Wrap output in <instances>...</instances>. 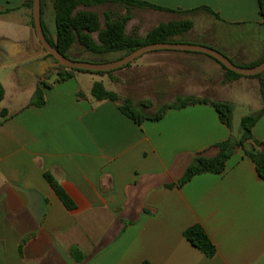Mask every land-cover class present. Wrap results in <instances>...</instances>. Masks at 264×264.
<instances>
[{
  "label": "crops",
  "instance_id": "0c3cea01",
  "mask_svg": "<svg viewBox=\"0 0 264 264\" xmlns=\"http://www.w3.org/2000/svg\"><path fill=\"white\" fill-rule=\"evenodd\" d=\"M24 1L0 0V264H77L73 248L84 256L80 264H264V180L242 149L223 173L199 174L176 186L197 156L216 157L217 145L234 136L213 106L170 109L159 121L137 125L116 103L92 96L94 84L102 83L132 99L115 85L124 82L121 73L127 70L138 73L139 88L151 87L156 78L161 81L154 87L183 85L182 76L194 75L201 89L173 100L195 96L228 102L234 110L235 102L218 91L246 81L227 80L223 67L207 55L161 50L111 76L76 72L57 82L56 62L39 42ZM131 1L155 7L147 8L157 19L150 31L173 21L192 22L171 44L215 49L239 67L264 59L259 0ZM41 22L53 39V0H41ZM218 26L240 28L237 41L219 47L205 31ZM195 28L204 38L191 37ZM256 30L263 34L260 42L253 38ZM186 65L193 71L181 72ZM145 100L153 102L139 97ZM262 108L261 97L258 112ZM252 133L264 142V115ZM46 174L73 199L74 211L64 206ZM194 225L214 244V257L184 237Z\"/></svg>",
  "mask_w": 264,
  "mask_h": 264
},
{
  "label": "trees",
  "instance_id": "16d2710c",
  "mask_svg": "<svg viewBox=\"0 0 264 264\" xmlns=\"http://www.w3.org/2000/svg\"><path fill=\"white\" fill-rule=\"evenodd\" d=\"M103 3H123L145 8H155L151 5L131 0H53L55 11V36L57 37V42L54 43L52 36L47 37V41L61 55L70 60L88 61L91 63H109L123 59L143 46L156 43H169L171 38L183 35L193 28V24L190 21H173L158 25L144 37L129 38L125 34L126 23L131 18L128 15L121 20L107 21L105 28L100 30L99 17L95 12L77 11L80 6L88 7ZM32 4L33 0L24 1V5L29 9H32ZM259 8L263 18L262 24L264 26V0H259ZM2 14L3 12L0 11V15ZM93 33H98L99 44L93 40L91 36ZM76 44L96 59L85 60L72 57L71 53ZM116 53H120L121 56L113 61L103 59L110 54ZM263 61L264 59L247 66V68L255 67ZM223 69L226 71L227 80L230 78H240L239 75L226 70V68L223 67ZM55 70L58 77L57 82H64L72 78L76 72L92 73L88 71L70 70L64 67H57ZM111 73L112 72H99L93 74L104 76L110 75ZM254 78L259 80L263 101L262 110L255 115L245 116L241 119L240 136L238 138L234 136L230 137L228 140L218 144L217 148L219 152L216 157L208 159L203 156H197L192 165L186 170L183 178L176 184L178 188H181L196 175L203 173H223L226 169L227 161L237 149H242L244 151L245 156L254 163L258 176L264 180V142L256 139L252 133L256 123L264 115V73ZM3 95L4 92L0 85V99L3 98ZM92 96L96 101L109 100L116 103L121 113L134 121L137 125H141L145 121H159L170 109H181L197 104H207L216 109L223 124L229 129L233 127V106L225 101L211 102L195 96L187 98L177 97L175 100L160 107L155 114L150 115L147 112L153 107L151 101L145 100L135 104L130 98L121 97L114 92L106 90L102 83L94 84ZM79 97H84V94L79 92ZM35 104L39 106L43 104V94L41 91H38L35 96ZM45 178L64 206L69 211H74L76 209V204L66 193L64 188L50 174H46ZM184 237L208 257L215 256L216 248L200 225H194L186 229L184 231ZM71 255L77 264H80L84 260L83 254L77 248L71 250Z\"/></svg>",
  "mask_w": 264,
  "mask_h": 264
},
{
  "label": "rangeland",
  "instance_id": "374dc122",
  "mask_svg": "<svg viewBox=\"0 0 264 264\" xmlns=\"http://www.w3.org/2000/svg\"><path fill=\"white\" fill-rule=\"evenodd\" d=\"M85 8H92L95 10L96 14L99 17V23H100V30H103L106 26L107 21H116L121 20L125 16L131 17L130 20L126 23V29L125 34L129 38H141V34H147L150 30L149 28L151 26H154L157 19L151 18L152 13L148 11L145 7H139L134 6L130 4H109V3H103L95 6H80L78 11L86 10ZM240 28H228V27H212L205 31L208 32V35L218 41L216 44L220 46H226V45H232L234 42H236V34H239L238 31H240ZM185 34V33H184ZM215 34L213 37L212 35ZM190 35L192 38H204V36L199 28H195L194 32H190ZM207 35V34H206ZM93 40L99 44L98 41V33L91 34ZM146 36V35H145ZM254 40L257 42H260L261 39H263V34L258 31H255ZM223 43H220L222 42ZM242 41V40H240ZM209 48V47H208ZM72 57H76L79 59H85V60H94L96 59L94 56L90 55L86 51H84L78 44H76L72 50L71 53ZM121 56L120 53L116 54H110L103 59L106 60H115L116 58H119ZM226 56V55H225ZM227 57V56H226ZM88 62V61H86ZM135 63V61L133 62ZM218 63V62H217ZM131 64L127 67L129 68ZM184 70H180L181 72L188 73L189 71H193L192 68H189L188 65L184 66ZM183 68V69H184ZM179 71V72H180ZM165 72V70L163 71ZM180 72V73H181ZM153 72H148V74H151ZM138 73L131 72L129 70L122 72V78L123 81L121 85H115L117 86L118 90H121L124 94H127L131 96V98L134 100L135 104L139 103V97L141 96H150L152 99L153 107L148 110V114L153 115L155 114L160 107H162L164 104H167L171 101H173V97L175 94H194L197 92V90L201 89V86L198 82V78L193 75L192 80H188L187 76H182V79L179 81L183 85H172V86H166V87H154L156 83L161 81L159 78H156L155 80H152L151 87H148L146 85L139 88V78L137 76ZM158 74L156 73V76L158 77ZM167 74V73H165ZM155 75V74H154ZM111 76V74H110ZM151 76V75H150ZM243 81H246V83L240 85V86H234L231 88H221L219 89L220 95L217 94V96L221 98H225L228 100H233L235 102L234 105V112H233V134L235 138L239 137V133L241 131V119L245 116L249 115H255L259 108L261 107V92L260 87L258 83V79L254 77H242ZM215 81V80H214ZM150 82V83H151ZM148 83V84H150ZM214 86L217 87V80L215 82ZM162 89H165L167 92L161 91ZM179 92V93H178ZM241 93H247L245 98H243Z\"/></svg>",
  "mask_w": 264,
  "mask_h": 264
},
{
  "label": "water",
  "instance_id": "95a60500",
  "mask_svg": "<svg viewBox=\"0 0 264 264\" xmlns=\"http://www.w3.org/2000/svg\"><path fill=\"white\" fill-rule=\"evenodd\" d=\"M32 18L35 28V32L39 42L41 43L43 49L46 53L51 56L55 62L56 67H64L70 70L77 71H88L92 73L99 72H113L132 64L134 61L139 59L141 56L161 50H171V51H183V52H195L207 55L217 61L221 66L226 68V70L231 71L242 77H256L264 73V61L255 67H239L235 65L228 57H226L221 52L199 45H189V44H171V43H156L151 45L143 46L134 52L130 53L123 59L109 62V63H91L86 61H75L70 60L63 55H61L52 45L47 41L45 32L42 27L41 22V0H33L32 4ZM54 43L57 42V37H53Z\"/></svg>",
  "mask_w": 264,
  "mask_h": 264
}]
</instances>
